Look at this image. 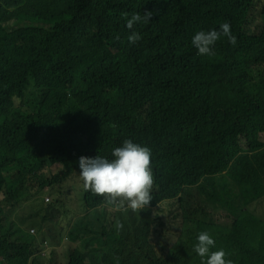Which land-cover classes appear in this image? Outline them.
<instances>
[{"label":"clouds","instance_id":"9594fccd","mask_svg":"<svg viewBox=\"0 0 264 264\" xmlns=\"http://www.w3.org/2000/svg\"><path fill=\"white\" fill-rule=\"evenodd\" d=\"M198 3L170 0L167 5V19L184 22L191 51L211 57L244 42H236L227 22L218 30H202V23L189 12ZM201 6L214 10L217 3L207 0ZM124 16L131 30L137 23L152 20L153 12ZM105 20L101 14L94 19L74 17L45 0L0 1L2 69L11 67L9 56L16 57L18 48L23 52L32 49L27 46L28 39H52L63 44L79 23L84 39L77 42L78 48L74 52H38L42 61L35 69L50 76V85L70 79L81 87L107 86L114 91L106 116L96 120L72 116L66 120L68 129L82 137L90 133L85 124H104L94 127L97 133L108 135L103 152L95 157L71 155L59 159L29 149L27 141L33 134L22 127L18 118L13 123L15 165L0 175V264H7L16 253L12 232L25 235L33 231L39 241L66 237L73 230L80 233L79 243L62 242L61 246H70L69 250L74 251L81 245L104 264H264V103L256 113L262 131L258 145L250 142L255 130L235 135L234 143L204 136L210 118L222 121L225 113L214 110L204 116L174 99L167 100L159 91L167 76L159 65L149 61L151 41L135 44L142 39L138 32L125 39L88 37L89 26ZM110 20L117 22L118 17ZM118 43L124 47L117 48ZM36 51L33 49V53ZM110 59L114 61L108 63ZM88 69L110 72L114 79H87L84 71ZM7 108L0 101V113ZM246 115L253 113L247 111ZM191 136L197 139L188 140ZM38 162L48 165L49 170L28 177L27 165ZM61 167L71 178L56 191ZM27 180L35 185L30 198L25 192ZM58 200H63L66 207L40 206ZM81 200L87 205L76 206ZM92 200L98 205L93 206ZM217 200H226L228 205L213 214ZM241 202L242 214L236 217ZM210 217L208 231H202L201 223ZM115 218L116 226L111 227ZM254 218L258 219L257 227L252 225ZM226 219L232 224L223 226ZM192 221L198 225L194 231L190 228ZM243 255H248V260L241 261Z\"/></svg>","mask_w":264,"mask_h":264},{"label":"rangeland","instance_id":"374dc122","mask_svg":"<svg viewBox=\"0 0 264 264\" xmlns=\"http://www.w3.org/2000/svg\"><path fill=\"white\" fill-rule=\"evenodd\" d=\"M104 5L99 9H92L89 11L90 16L102 13L106 17V21L102 25V33L108 39H113L117 36L121 39L127 38L132 32H138L144 35L150 31L160 32L169 30L175 38L182 37L185 34L184 22L180 20L168 21V9L158 0H152L147 5H141L140 0H135L139 3L136 6H116V1L123 0H103ZM200 3L194 4L189 8V12L193 15L197 22L203 23L202 30L209 31L212 29H219L222 23H229L231 26L232 35L236 37V41L252 39L255 32L264 30V4L260 0H210L215 1L217 6L214 10L202 8L201 2L207 0H199ZM245 1H251L245 5ZM226 4L225 6H223ZM151 10L153 12L152 20L147 24L137 23L133 29L129 30L126 27V18L124 13L131 14L136 12L143 16L144 11ZM118 17L117 22L110 19ZM60 27V24H57ZM79 23H75L73 33L67 36L63 44H58L52 39H28L27 45L32 48H38L42 51H59L61 48L74 52L77 48V42L84 38L79 35ZM91 37H95L99 29L93 25L89 26ZM263 41L264 38L261 37ZM117 48L122 49V43L116 45ZM10 61L14 62V57L9 56ZM39 59L35 58L37 62ZM196 62H201L198 60ZM167 79L163 86L159 89L164 93L165 97L170 95L172 90L183 95L192 109H199L200 107H207L208 109L220 107L232 114H238L239 110L235 108L237 103H247L249 109L261 108L264 103V52L258 57H250L246 62L230 61L228 63L219 65L215 69H205L200 67L197 70L189 71H174L167 72ZM31 77H35L31 75ZM107 79L109 76H101ZM2 85V86H1ZM169 88L167 91L166 89ZM113 93L112 89L107 86L100 88H86L84 90V97L86 99L96 100L94 104H88L83 100L70 99L66 100L61 97L52 96L51 89L47 87L37 88L33 92L23 91L18 87V81L10 76L9 72L0 69V100L6 104L11 110L18 113L25 121L32 122L33 129L40 131L45 127L50 135V139L44 143L30 141L29 146L36 148L43 153L52 152L59 155L64 152L62 148H55L54 142L60 141L66 143L68 146L77 145L78 141L74 134L68 129L62 111L68 107H75L80 109H95L99 115H107L108 111L105 109L110 103L107 98ZM36 108L42 109L37 113ZM53 108L59 113V124H55L47 109ZM261 129L257 128L252 137L257 139L261 136ZM107 139V135H103ZM229 143H234V139H228ZM101 142H94V149L80 154L81 156L91 157L99 153ZM111 153V151H108ZM47 170L46 165L40 164L36 167L27 165L26 173L28 176H33L35 172H44ZM71 175L64 168H60V174L57 178V189L65 183H68ZM31 185H26V190L29 191ZM218 208L213 214L220 213L228 205L226 200H217ZM91 203H95L94 200ZM86 201H77L76 206L83 207ZM56 207H64V203L59 200L55 204ZM117 218L111 221V227L116 226ZM15 240L18 242L16 250L18 252L17 259L20 260L25 251L38 256L40 250L45 252L51 249L47 242L41 243L36 241L33 233H28L24 238L27 247L24 248L20 242L22 238L16 236ZM36 245L38 248L33 246ZM61 251V243L55 244V253L59 256ZM10 258V257H9Z\"/></svg>","mask_w":264,"mask_h":264},{"label":"trees","instance_id":"16d2710c","mask_svg":"<svg viewBox=\"0 0 264 264\" xmlns=\"http://www.w3.org/2000/svg\"><path fill=\"white\" fill-rule=\"evenodd\" d=\"M45 1L50 6H59L63 10L64 13L70 14L74 17H79L83 19H94L98 17L100 14L104 15L102 13H98L94 16H90L88 14L89 11L92 9L101 8L102 0H45ZM150 1L152 0H140V4L147 5ZM158 1L167 8V5L170 0H158ZM248 3H251V1H245V5ZM260 3L264 4V0H260ZM138 4L139 3H137L135 0H123V1L115 2V5L117 7L120 5L125 6V7L136 6ZM103 23L95 26L96 28L99 29V32L95 37H100L101 35L104 36V34L102 33V30L100 31V29H102ZM202 28H203V23H202ZM80 31L81 29L79 27L78 29L79 35H80ZM88 37H91V33H90V36ZM141 37L142 39L135 44H141L146 41H151L152 42V60H149V61L154 62L155 64L159 65L163 69L165 74L167 72H174V71L197 70L200 67L211 70V69H215L219 65L228 63L230 61H239V62L244 63L250 57H258L262 52H264V40L263 41L261 40V37L264 38V30L256 31L252 39L236 41V42L244 41L237 48H226L222 50L221 52H219L218 54L211 56V57L196 55L193 51L189 49L185 35L179 38H175L174 35L169 30L160 31V32L150 31L142 35ZM33 49H36L37 51L33 53ZM38 52L56 53L58 51L56 52L42 51L35 47V48L28 49L27 51L23 52L18 48L16 51L17 58L14 55H11L14 57V62L12 63L9 59V62L11 63V67L8 70L2 69L1 60H0V69H2L5 72H9L10 76L16 81H18V87L22 89L23 91L33 92L37 88L47 87L51 89L52 96L61 97L66 100H70V99L83 100L88 104H94L96 102V100H93V99H86L84 97V90L86 88H100L103 86L93 87L90 85H85L84 87H81L78 84L71 81L70 79H65L64 81L58 84L50 85L49 80H48L50 76L47 75V73L44 71L38 73L37 70L35 69V66L39 65L42 61V56ZM35 58H38L39 60L36 62ZM25 60L27 61L25 64H23ZM198 60H201V62L199 63L196 62ZM113 61H114L113 59H110L107 62L110 63ZM122 62H125V61H122ZM141 62H146V61H141ZM31 75H34L35 77L34 78L31 77ZM105 75L109 77L107 79H103L101 76H105ZM84 76L87 79H92V80L110 81L114 79V75L112 73L110 72L100 73L96 71L95 69L85 70ZM166 76L168 77V74H166ZM143 78H146L145 74H143ZM113 95H114V91L107 98L108 102L110 103L107 107H105L107 111H108V108L113 104V98H112ZM165 98L169 101L174 99L177 103L184 105L186 109H188L189 111L198 112L204 116L209 115L214 110L220 113H225V119L222 121L215 117L214 118L211 117L209 120V123L205 126V130L202 133L204 136L216 137L217 140H220L222 138L227 143H229L228 139L236 140L235 135L249 134L260 126V122L256 117V113H258L260 109L259 108L249 109L250 107L247 103L235 104V108L239 110V113L232 114L228 111H225L224 109L220 107H214V108L208 109L207 107L203 106L196 110L192 109L187 99L183 95L177 93L174 90H172L170 92V95ZM35 111L39 113L42 111V109L36 108ZM247 111H251L253 115L247 116L246 115ZM47 112L53 119L54 123L59 124V116H60L59 113H57L53 108L47 109ZM62 114H63L65 123H66V120L72 116H84V117L90 118L91 120H96L97 118L106 116V115L97 114L96 110L92 108L80 109V108H75V107H68L64 109L62 111ZM17 118L19 119L22 127L27 132L33 134L34 136L32 139L27 141V147L29 149L31 148L36 149L28 145V143L32 140L38 143H44L45 141L50 139V135L47 132L45 127H42L40 131L34 130L32 122L25 121L18 113H16L15 111L11 110L8 107L4 112L0 113V175L7 172L9 169H11L15 165V156L13 154L12 145H11V127ZM96 125L104 126L103 123L98 124L94 121H91L85 124L84 127L89 128L90 133L84 137H82L77 132L71 131L78 141L77 145L68 146L64 142H60V141L54 142L53 145L55 148H62L64 150V152L59 155H55L52 152H49V153H43L41 151L40 152L45 155H52L59 159L67 158L71 155L80 156V154L83 152L93 150L94 149L93 143L98 141V142H101L102 144L101 147L99 148V153L91 157L100 155L103 152L104 146L106 145L108 138L107 139L103 138V135H107V134L97 133L95 131L94 127ZM196 139H197V136H191L188 138V140H192V141H195ZM250 142L254 145H258L260 143V137L257 139H254L251 135ZM40 164H44V163L38 162L32 166L36 167ZM46 167H47V170H45L44 172H35L34 175L44 174L45 172L49 170L48 165H46ZM59 174H60V168L57 171L56 181H57ZM28 177H32V176H28ZM27 184L31 185V189L29 191L26 190ZM65 184H62L58 189L56 185L55 190L59 191L62 188V186ZM34 187L35 185L32 181L30 180L26 181L25 192L28 198L32 196ZM61 201L64 203V207H66V203L63 200ZM94 201L95 203L94 204L92 203V205L97 206L98 201L97 200H94ZM55 204L56 202L55 203L43 202L40 204V206L42 208H47L51 206L58 208L55 206ZM86 205H87V202H86ZM243 206H244L243 202L239 203L237 211H236V217H239L242 214L241 209L243 208ZM64 207L58 208V209H63ZM211 219L212 217L203 220V222L200 225V228L202 231H208V223ZM231 224L232 223L228 219H226L222 225L228 226ZM252 225L254 227L259 226L257 218H254L252 220ZM190 228L192 231H194L196 228H198L197 223L195 221L190 222ZM28 233H33L35 237V240H34V243H35L38 240V236L33 231H28L25 235H21L17 232H12L11 239L15 240L16 236H20L22 238V241L20 242V244L24 248H26L27 244L24 241V238L26 237ZM69 241H71L72 243H75V242L79 243L80 233L78 230L71 231L66 237H58L56 239H42L41 243L47 242L49 246H51V249L45 252H42L33 243V246L40 250L41 252L40 255L35 256L29 253L28 251H25L22 254V257L20 260L17 259L18 252L16 250V247H17L18 242L16 241V246H15L16 253L15 255L8 258L7 264H21V263L22 264H54L53 263L54 261H56L57 264H104L103 261L92 250L87 249V248H82L81 245H79L77 249L74 251L69 250L70 246H66L65 248L61 246V251H62L61 256L60 257L55 256V244H59L62 242L68 243ZM248 258H249L248 255H243L239 259L241 261H246L248 260ZM145 264H155V263L151 261H147Z\"/></svg>","mask_w":264,"mask_h":264}]
</instances>
